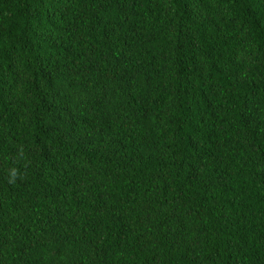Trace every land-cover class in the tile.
<instances>
[{
  "label": "trees",
  "instance_id": "obj_1",
  "mask_svg": "<svg viewBox=\"0 0 264 264\" xmlns=\"http://www.w3.org/2000/svg\"><path fill=\"white\" fill-rule=\"evenodd\" d=\"M0 264H264V0H0Z\"/></svg>",
  "mask_w": 264,
  "mask_h": 264
}]
</instances>
